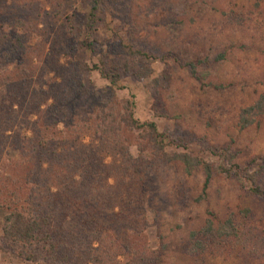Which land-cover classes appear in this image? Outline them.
Returning <instances> with one entry per match:
<instances>
[{
    "label": "rangeland",
    "instance_id": "obj_1",
    "mask_svg": "<svg viewBox=\"0 0 264 264\" xmlns=\"http://www.w3.org/2000/svg\"><path fill=\"white\" fill-rule=\"evenodd\" d=\"M7 2L16 9L5 19L20 14H27L26 18L30 19L36 12L42 15L44 25L39 23L38 28L44 27V38L28 31L25 51L27 58L35 53L43 62L50 61L53 48L61 50L58 44L52 47L54 37L66 40L68 23L61 25L59 19L74 12L86 22L91 0ZM100 8L104 14H96L101 20L94 23L93 29L75 30L81 32L79 40H96V52L101 48L106 59L113 54V48L108 50L107 45L118 44V37L124 44L142 46L163 58L150 63L152 72L144 78L133 74L139 65L133 71H122L126 73L114 86L115 95L109 97L105 92L100 97L108 101L105 112L118 115V111H125L123 106L127 101L128 111L139 123L154 122L159 132L167 131L176 142L185 144L180 147L164 140L168 154L186 152L210 163L213 169L229 168L231 162L243 167L256 160L251 168L257 184L264 189V171H257L260 162L257 159L264 155V113L246 128L238 123L240 110L264 92V0H104ZM55 10L59 17L53 14ZM39 42L36 49L30 46ZM116 50L120 52L117 58L124 56L118 45ZM66 52L69 54V49ZM57 55L62 63L71 60L62 53ZM73 55L69 57L74 64L83 62L99 67L97 58L101 56L94 57L83 47L73 51ZM190 62L196 64L195 75L187 65ZM35 65L38 66L36 62ZM81 75L90 92L101 91L109 84L95 69ZM35 118V115L29 117L31 121ZM38 124L20 129L15 126L7 134L18 132L24 140ZM56 130L61 131L59 136L62 132L67 134L61 122ZM121 133L131 141L127 145L132 159L129 166L140 170L145 182L140 203L144 218H136V212H130L131 218L125 224L142 231L140 236L124 235L122 240L131 248L130 253L117 251L110 236L104 235L102 246L92 245L96 248L93 252L96 264H264V206L249 192V183L243 186L235 176L227 178L224 172L213 170L203 191L202 170L187 173L180 162L154 157L149 149L140 155L138 146L143 143L137 138L139 131L130 136L125 130ZM82 142L92 145L88 135L82 137ZM29 144L40 148L36 141L27 142L24 147ZM4 147V155L13 164L17 162V151L9 149V145ZM122 155H118L116 166L130 162L124 161ZM110 160L107 157L105 162ZM104 170L116 172L113 164ZM109 183H113L112 177ZM136 202L133 200L131 204ZM210 212L220 221L231 219L240 237L207 240L204 250L191 251L190 233L204 226ZM3 214L0 209V225ZM214 225L217 226V220ZM11 248L2 241L0 226V264L52 263L40 245L30 249L14 245ZM29 250L30 259L25 257Z\"/></svg>",
    "mask_w": 264,
    "mask_h": 264
},
{
    "label": "trees",
    "instance_id": "obj_2",
    "mask_svg": "<svg viewBox=\"0 0 264 264\" xmlns=\"http://www.w3.org/2000/svg\"><path fill=\"white\" fill-rule=\"evenodd\" d=\"M103 2L91 0L88 13L85 14L86 22L74 12L59 19L61 25H64L63 22L68 23L67 36L66 40L61 38V41L58 36L54 37L52 47L58 44L65 52L59 49L54 51L53 48L50 61L42 62L39 54L34 53L27 58L25 51L29 32L40 39L44 38V27L38 28L41 25L39 23H44L40 12H36L30 19L26 18L27 14L5 19L16 8L7 0H0L2 241L9 249H13L12 245L29 249L40 245L44 255L52 260L51 264H96L97 258L93 255L96 248L92 245L96 243L102 246L104 235L110 236L115 249L123 253H130L128 251L131 249L122 240L124 235H141L142 230L125 224L131 218L130 212H136V218H144L140 203L145 182L141 171L129 166L132 159L127 145L131 141L122 136V130L128 136L135 130L139 131L137 138L143 143V146H138L140 155L149 149L154 157L157 155L165 161L180 162L187 173L194 169L202 170L205 175L203 191L206 190L213 170L224 172L227 178L235 176L243 186L249 183V192L259 198L264 206V189L257 184L251 168V163H257L256 160H251L243 167L231 162L229 168L220 166L213 169L210 163L186 152L168 154L164 140L180 147L185 144L178 140L176 142L167 131L159 132L154 122L139 123L128 111L127 101L126 106H123L124 112L118 111V115L105 112L108 101L100 97L105 92L109 97L115 95L113 88L121 75L126 73L122 71H133L134 66L139 65L133 74L137 78H144L152 72L150 63L163 58L142 46L124 44L121 37H118V44L107 45L108 50L113 48V54L106 59L102 57L104 53L101 48L100 52H96V40H79L81 32L75 33V30L83 27L93 29L94 23L100 19L96 14H104L100 8ZM53 14L59 17L60 13L55 10ZM40 42L30 46L36 49ZM117 45L124 55L121 58H117V53H120L116 50ZM79 47L89 50L94 57L97 54L101 56L97 58L99 67L95 64L88 66L83 62L74 64L69 56H74L73 51ZM66 49H69V54ZM58 53L71 60L60 62ZM187 65L191 74L195 75L196 64L190 62ZM91 69L97 70L109 82L101 91L90 92L82 82L81 74ZM263 113L264 92L252 104L240 110L239 126L246 128ZM32 115L36 116L33 121L29 119ZM60 122L67 129V134L62 132V136H59L61 131L56 130ZM35 123L40 125L24 140L18 132L10 136L7 134L15 126H19V129L28 128ZM85 135L89 136L92 145L82 142ZM35 141L40 148L31 147L30 144L24 147L27 142L33 144ZM4 145H9V149L19 154V160L14 164L13 160L4 155ZM122 154L125 155L124 161L130 162L116 166V159ZM107 157L111 158L109 163L105 162ZM257 160H260L257 171L263 172L264 155ZM112 164L116 172L104 170ZM110 177L113 178L112 184L109 183ZM133 200L138 203L132 205ZM209 214L204 226L190 233L191 251L204 250L207 240L240 237L241 233L236 230L231 219L220 221L212 212ZM121 229L124 230L123 234H120ZM25 257L30 259L32 252L29 250Z\"/></svg>",
    "mask_w": 264,
    "mask_h": 264
}]
</instances>
